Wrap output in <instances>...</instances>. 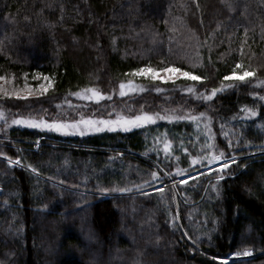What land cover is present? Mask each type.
Listing matches in <instances>:
<instances>
[{
	"label": "trees",
	"instance_id": "16d2710c",
	"mask_svg": "<svg viewBox=\"0 0 264 264\" xmlns=\"http://www.w3.org/2000/svg\"><path fill=\"white\" fill-rule=\"evenodd\" d=\"M236 63L264 79V0H0V76L33 91L52 81L35 96L0 98L8 118L75 119L72 93L105 94L140 67L200 76L204 97L222 89L206 103L149 94L134 112L110 100L91 116L166 108L197 119L63 146L34 149L43 135L0 123V156L74 190L0 160V264H264V155L247 157L264 152V93L220 87ZM220 152L238 160L177 183ZM161 171L173 187L137 194L165 186Z\"/></svg>",
	"mask_w": 264,
	"mask_h": 264
},
{
	"label": "rangeland",
	"instance_id": "374dc122",
	"mask_svg": "<svg viewBox=\"0 0 264 264\" xmlns=\"http://www.w3.org/2000/svg\"><path fill=\"white\" fill-rule=\"evenodd\" d=\"M237 72H239L238 70H236ZM160 76H168L171 77L170 79L164 80L162 81L161 79H153L152 76L149 75H130L129 80H131L133 82V85L135 87V91H128L126 89V95L121 96L120 95V85H117L116 88H114L113 90H110L109 92L103 94L102 99L100 100H89V99H83L80 96H76V95H72V99L69 102H72V104H74V106L76 107V111H74L73 113H75V119H68L66 121H61L62 123H68V124H72L75 121H79L81 119H93V120H115L117 118V116H122V114H116L114 115V117L112 118H105L103 117V115H99V116H91V114H94L95 112H99L105 109V106L107 105L106 103L110 100H118L120 105H124L128 110L132 109L134 112V110L136 109V111H139V107L141 105H145L148 104L149 101H151V98L153 100L154 97H158V98H164L167 97L173 93H179L181 95H183L184 97H188L189 101H194L197 103H206L208 99H204V95H206V93H197L196 92V88L197 85L201 84L200 80H192L190 78L184 77L183 75H181L180 73H163L160 72L159 73ZM264 79L260 78L259 76H252V77H248L246 78L244 81H239V80H228L225 82V85H221L220 87H223L224 91L227 90L228 93L230 92H234L237 89L244 87L246 89H248V91H250V95L253 96H257L259 95V93H264ZM125 84H127L128 82H124ZM229 83V84H227ZM0 86H2L3 88L7 89V90H21L24 89H17V88H13L12 86H10V82L7 81H0ZM188 88H192L195 91L194 92H189L187 91ZM159 89V91L157 90ZM31 91H33L32 88H30ZM34 93H40L43 92L41 89H36L35 91H33ZM249 93V92H248ZM262 93V94H263ZM149 94L153 97L149 98ZM25 94L22 92L21 96H24ZM37 94L34 95H28L27 97H31V96H35ZM110 97V98H109ZM138 97V98H135ZM0 98H12V100H16L14 98H18L17 96H5L3 94V92H0ZM143 98V99H142ZM145 98H147L145 103H140L141 101H143ZM139 99V100H138ZM136 100H138V102H135ZM11 101V100H9ZM138 103L137 104H130V103ZM152 102V101H151ZM69 104V103H68ZM133 106H138L136 108H134ZM109 107H107L108 109ZM142 107H140L141 109ZM102 109V110H101ZM177 110V109H176ZM174 111V110H167L166 108H162L163 113H157L159 114V116H164V117H184L186 116L184 119H179V118H175V119H159L156 118L154 120V122L148 123V124H144L141 125L139 127H135V128H131L129 130H124L120 127H116L113 130H109L108 128H103V130L101 131H93V130H89L87 127H85L84 125H80L79 129H73V128H68L65 131H56L53 128H48V127H38V128H34V127H30L28 125L25 124H12L11 121L13 119H36L37 121L39 120H43V119H39V118H29V117H16V118H8V115H5L4 113V117L0 118V123L3 125V130H7V129H17V130H24L27 129L29 131L32 132H38L39 134L43 135V137H41L38 141L34 142V146L36 149L39 145L42 144V142H48L51 143L56 146H63L61 144H71L69 141H74L76 139H85L87 137L90 136H97L99 134H104V133H117V132H121V133H126V132H130L133 130H137V129H141L144 127H148V126H152L154 124H158L161 122H167V123H172V122H180L182 120H190L188 117L189 113H192L191 111H187V109L185 110H181V113L178 111ZM106 111V110H104ZM108 113V112H107ZM180 113V114H179ZM133 114V113H132ZM141 113H136L131 115L130 117H133L135 115H138ZM184 116H183V115ZM155 116L156 114H150ZM188 115V116H187ZM73 117V116H72ZM126 117V116H125ZM194 117V116H193ZM7 121V123H6ZM46 121V120H44ZM48 123H52L50 121H47ZM193 122V121H192ZM81 131H83V135H81ZM49 145V144H48ZM0 158L5 159L6 162L11 166V167H16L18 169L22 170H29V171H33L32 168L27 167L23 164L16 163L15 161L18 160H10L7 158H4L2 156H0ZM230 159H234V158H230ZM225 160H229V159H225ZM219 161H213L211 162L208 166H212L215 163H218ZM53 165V164H52ZM220 168H218L219 170ZM216 170V169H215ZM28 172V171H27ZM30 173V172H28ZM34 174H38L36 171H33ZM31 174V173H30ZM161 174L163 176V179L165 180V185H167V187H173V184H171V180L170 178L167 176V174L163 171H161ZM33 175V174H31ZM39 175V174H38ZM35 176V175H33ZM39 178H42L46 181H50L42 176H38ZM185 177V176H183ZM181 177V178H183ZM49 183L52 184V181H50ZM55 183V182H54ZM56 184V183H55ZM59 185V184H57ZM60 187H63L60 185ZM159 187V186H158ZM64 189L67 190H71L68 189L66 187H63ZM74 191V190H71ZM135 195V194H134ZM125 210V209H124ZM120 215L121 217H123V215H128L126 211L120 210ZM113 259H109L108 264L111 262H113ZM222 261V260H220ZM224 261V260H223Z\"/></svg>",
	"mask_w": 264,
	"mask_h": 264
},
{
	"label": "snow or ice",
	"instance_id": "6c2138e0",
	"mask_svg": "<svg viewBox=\"0 0 264 264\" xmlns=\"http://www.w3.org/2000/svg\"><path fill=\"white\" fill-rule=\"evenodd\" d=\"M237 69H242L241 71L237 72ZM163 72V73H180L181 75H183L184 77L190 78L192 80H200L201 77L200 76H194L191 72L188 71H182L180 68L174 67L169 65L168 67L165 68H160V69H154L151 67H140L138 69H134L132 72V75H151L153 79H161L162 81L170 79L171 77L168 76H160L159 73ZM255 75V70H249L247 68H243L241 63H236L233 71L231 72L230 75L225 76L223 79L225 81L228 80H239V81H244L246 78L248 77H252ZM44 80L48 81V85L45 86H41V90L43 92H46L48 90V88L52 87V81L49 77L45 76L43 77ZM6 80L5 76H0V81ZM10 82V79H9ZM264 83V82H261ZM120 95L124 96L126 95V89L128 91H135V87L133 85V82L131 80L128 81L127 84L125 83H121L120 86ZM159 91V89H157ZM222 89H217V88H213L211 91V94L209 96H205L204 99H211L212 96H215L216 93L218 91H221ZM187 91L189 92H194L195 90L192 88H188ZM0 92H3V94L5 96H17L18 98H26V96L28 95H34L36 93H34L33 91L30 90V86L25 84L24 89L21 90H7L5 88H3L2 86H0ZM24 93V96H21V93ZM73 95L76 96H80L83 99H89V100H100L103 97V94L98 91L95 88H86V89H82L79 92H74L72 93ZM110 98V97H109ZM262 99H264V97H262ZM242 110L245 112V115L248 116H256L257 113L255 110L251 109V108H247L246 106L244 108H242ZM204 114L201 113V116H203ZM4 117V112L0 111V118ZM156 118L159 119H175V118H179V119H184L185 117H164V116H159V114H156L155 116L150 115L146 112L135 115L133 117H125V116H117V118L115 120H104L101 119L99 121L97 120H93V119H81L79 121H75L72 124H68V123H62V122H52V123H48L47 121L44 120H39L37 121L36 119H13L11 121L12 124H25L28 125L30 127H34V128H38V127H48V128H53L56 131H65L68 128H73V129H79L80 125H84L85 127H87L89 130H93V131H101L103 130V128H108L109 130H113L116 127H120L124 130H129L131 128H135V127H139L141 125L144 124H148L151 122H154V120ZM189 119L195 120L197 119L196 117H188ZM7 123V121H6ZM81 135H83V131H81ZM209 147H211V145H209ZM170 149V143L169 142H165L164 145V151L167 152ZM224 156L223 152H220L219 155H210L209 156V160L210 161H220L221 158ZM16 163H19V161H15ZM194 163L196 162L195 160L193 161ZM231 163H235V160H231ZM229 167V163H223L220 166L219 170H223V169H227ZM33 171H36L35 168L32 169ZM152 177L155 178L157 176L156 172H152L151 173ZM223 177L220 176L218 177V179H222ZM182 183H186V181H181ZM120 191H125V189H119ZM106 191V190H105ZM240 253H237V255H239ZM244 255H248L249 253L247 251H245L243 253Z\"/></svg>",
	"mask_w": 264,
	"mask_h": 264
},
{
	"label": "water",
	"instance_id": "95a60500",
	"mask_svg": "<svg viewBox=\"0 0 264 264\" xmlns=\"http://www.w3.org/2000/svg\"><path fill=\"white\" fill-rule=\"evenodd\" d=\"M264 155V152H258V153H254V154H251L249 156H247L248 158H252V157H258V156H263ZM22 169V168H21ZM26 170V169H25ZM28 172H30L31 174L35 175V176H39L38 174H34L33 171H29L27 170ZM150 192V191H149Z\"/></svg>",
	"mask_w": 264,
	"mask_h": 264
}]
</instances>
